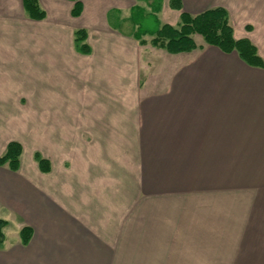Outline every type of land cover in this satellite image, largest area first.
<instances>
[{"label":"crops","instance_id":"crops-1","mask_svg":"<svg viewBox=\"0 0 264 264\" xmlns=\"http://www.w3.org/2000/svg\"><path fill=\"white\" fill-rule=\"evenodd\" d=\"M128 1L82 0V14L73 17V2L39 0L46 18L34 21L27 17L23 0H0V117L20 115L29 101H39L37 109L44 100L48 109L46 115L52 117L48 124L49 141L61 140L70 151L78 149L75 147L77 143L81 148L75 163L65 161L66 170L60 173L63 177L54 179L48 186L40 185L42 173L39 166L38 171L30 174L33 180L27 178L29 167L25 166L21 140H9L0 150L1 157L11 141H18L23 146L21 167L17 172L8 166L0 167V176L7 179L0 183V203L7 202L12 207L15 204L18 212H26V220L30 221L26 225L33 230L30 243L24 246L19 238L10 245L15 248L9 258H1L0 264H37V260L44 257L51 260L50 264H57L52 257L55 250L62 253L64 261L86 259L92 244H95L92 251L102 250L104 242L101 238L104 237L89 236L87 221L78 215L86 205L96 213H102L107 200L114 205L113 208L119 207L120 210V183L124 181L121 171L123 174L127 171L132 181H141L138 191L133 182V188H123L133 191L128 197L127 209L134 215L137 210L144 212L143 215L139 212V216L145 233L148 226L154 224L153 212L166 214V219L170 215L184 217L186 213H195L198 223L199 220L222 219L224 223L227 220L229 226L232 212L245 213L246 240L235 260H238L237 264H264V69L247 65L236 52L227 54L207 44L192 52L169 53L170 58L181 62L176 67H180V73L170 89L148 92L138 101L136 99L137 106H128L121 114L115 113L118 108H103L101 102L111 101L118 95L108 86L118 81L119 62L110 60L107 54L90 59L94 56L90 31L102 35L103 44L108 42L104 39L107 34L117 42L131 37L136 39L138 26L133 21V13L137 10H141L144 16L155 15L161 27L166 24L176 26L177 21H181L182 12L196 16L222 7L228 12L235 37L249 40L264 60V42L251 38L250 34L256 26L246 23L248 26L244 24L243 31L247 33L237 32L229 0H181L182 11L172 9L170 0H160L157 11L148 4L150 12L139 4L143 1L149 3L146 0H133L131 6ZM232 3L245 4L244 14L254 9L257 11V5L264 12V0H235ZM166 9L170 13H166ZM168 14L171 17L177 14L176 21H166ZM74 19H80V25ZM56 20H63L68 29H74L72 47L59 45L61 54L57 53L55 43L56 27L42 33L44 43L41 44V31L37 26ZM80 29L87 32V43L92 50L90 55H83L74 47V33ZM88 82L91 85H87ZM99 83L107 86L96 88ZM41 90L47 93H41ZM82 100L88 101L85 107ZM56 101L60 107H56ZM77 101L80 106L77 103L72 107L71 104ZM114 115L116 119L110 118ZM121 115L126 117L120 120ZM2 131L0 129V133ZM105 133L110 137L113 134L116 139L124 136L127 140H115V144L108 145L109 155L104 157V147L97 141ZM137 147L139 155L134 154ZM121 149L125 153L128 149V156L123 155ZM41 155L51 163L50 173L42 176L55 175L53 160ZM131 158L137 159L133 165H130ZM125 159L127 164L123 162ZM104 176L105 179L109 177L108 187L100 183ZM16 178L23 183L21 187L17 186ZM21 191L28 192L26 198L23 199ZM56 191L62 192V199L54 193ZM46 194V199L41 196ZM65 196L69 199H64ZM42 200L47 203L48 215L43 214L42 218L46 219L40 222L34 218L39 215L37 207ZM55 204L60 210L53 208ZM57 212L63 216L59 223L55 219ZM212 213H216L215 217L210 216ZM181 221L178 223L170 218L168 225L164 224L165 229L170 235L190 234L185 228L180 230L184 224ZM207 234L203 230L200 235ZM170 243L192 244L193 251H202V245L209 244L201 239L198 242L194 239L161 241L155 249L166 260H169L166 252L170 250ZM3 247L7 248V239Z\"/></svg>","mask_w":264,"mask_h":264},{"label":"rangeland","instance_id":"rangeland-1","mask_svg":"<svg viewBox=\"0 0 264 264\" xmlns=\"http://www.w3.org/2000/svg\"><path fill=\"white\" fill-rule=\"evenodd\" d=\"M132 1L133 0L128 1L129 6L133 4ZM146 1L149 3L143 1L142 3L139 4L144 6L146 11L148 12L151 11L150 8L153 11H155L156 9L154 10V8L159 7L161 4V2L159 4L160 0H146ZM229 1L231 2L230 5L232 6V8H230V10L232 9L231 14L234 15L233 16L234 18H236L233 19L234 21L232 22H234L237 32H242L243 34H246L247 31L245 32L243 31L245 30L244 24L247 26L248 24L249 25L253 24L256 26V28L251 29L253 30V32L250 31L251 38L253 39L257 38L259 41L263 43L264 42V12L262 13V11L259 9L260 5H257L258 7L257 11L254 9L250 13L244 14V10H245L244 7L246 6L245 4L232 3V1L235 0H229ZM217 8H222V7H217ZM166 13H170V11L167 10ZM172 15L173 17H171V14H168V18H166V21L175 22L177 18V14H172ZM74 20L80 25V21H81L80 19H74ZM135 20L140 21L143 27L147 31L148 30L153 31L156 29L157 20L155 15L146 14L144 16L143 12L137 10L133 13V21ZM75 21L74 24H77ZM54 22L55 23L44 22L37 26L40 27V31H41L40 32L41 44L44 43L42 40V33H46L47 30L51 29L53 26L56 27L57 38L55 39V43L57 45V53L61 54V52H58L59 51L58 49H60L59 45L67 46V44H69L72 47L73 45L72 33L74 32V29L72 28L68 29V25L63 20H56ZM177 22H178L176 23L177 25L173 27L180 26L181 21H177ZM59 32H61V34H59ZM110 35L111 34H107V37L104 36V39H106V41L108 40V42L106 44H103L102 43L103 36L102 35L100 36L99 33L95 32L94 30L90 31V45L94 48V56L90 59H99V57H103L104 54H107L110 60L112 59L118 61L120 65V69H119L120 74L118 76V81L108 86L112 92L114 93L115 91L118 92V95H115L113 97V100L111 101L110 100L101 101L103 102V108H105V106L110 108L113 107L118 108V110H116L115 113L122 114L126 112L128 106L130 107H133V105L137 106L138 99L144 97V95L147 94L148 92L161 91V90L167 91L170 89L172 83L175 82L174 79H176V77H178V74L180 73L179 72L180 67L178 69H176V67L177 65H181V62L178 61L177 58H170L169 57L170 54L165 50H161L159 48L152 46L150 42L153 39V36H151L150 34L145 35L143 37V40L146 41V44L142 45L140 41L136 40L134 37L133 39L131 37L127 40H124L125 41L124 43V41L122 40H121L122 42H117L115 40H112ZM193 38L199 46L205 45L204 40L200 35L195 34L193 35ZM45 39H47L46 36ZM112 41L114 43H111ZM262 48H264V43L262 45ZM178 59L181 58L178 57ZM87 85H91V83L88 82ZM105 86L99 83V85L95 87L99 88ZM44 92L47 93L45 90H41V93ZM41 96H43V94ZM38 102L39 101L34 100L31 101V103H33L31 104L29 101L26 107H24L23 113H20L19 112L20 110H16L18 113H20V115L0 117V129L3 130L0 133V150H2L6 142L14 138L21 140L24 143L23 144L24 162H25V166L27 165L26 168L29 167L28 168L29 171L28 170L26 171L27 174H29V176H27L29 180H33V176L30 175L31 172L38 171L37 166L39 165L35 158V154L41 153L45 157L48 156L49 158H51L53 160V166H54L53 172H56V174L52 176L50 175L42 176L43 172H41L42 173L41 176L39 175L40 185L48 186L50 185L51 182H53L54 179H59L60 177H63V175L60 173H62L63 170H66L65 161L71 160L74 162L78 157L79 150H81V148L78 147V143H77L75 147H77L78 149H72V151H70L69 147L65 148L63 146V142H60L61 140L58 141L57 139L52 142L49 141L47 136V133H49L48 124H49V120L52 117L46 115V111L48 109H47V102L44 100H41L40 101L41 104L39 105V108L35 109L37 107L36 104ZM79 102L80 101H77L74 104L72 103L71 104L72 107H74L75 104L77 103L78 106H80ZM87 102L88 101L82 100L81 101L82 106L85 107ZM62 104H63V100H61V105ZM57 106L60 107V105L56 101V107ZM125 117H126L125 115H121L119 118L121 120L122 118L124 119ZM110 118L116 119V115ZM125 124L123 125L126 127ZM113 129H116V127L113 126ZM5 130H6V138H4L3 135L5 134ZM86 134L88 136L90 135V133H86ZM112 135L113 134H111L110 137V135H107V133H105L103 134V136L99 137L97 141V143L101 144L102 147H104V151L102 154L104 157L109 155L108 145L115 144V140H127V138H125L124 136L123 137L119 136V138L116 139V137ZM90 139L91 138H87V140ZM90 143L91 142H89L87 145L89 146ZM84 149L86 150L85 146ZM84 149L82 150L84 151ZM127 151L128 149H126V153H125L124 150L122 151L121 149V153L123 155L127 154L128 153ZM69 152H71V154ZM130 152L133 154L131 150ZM139 153H140V149L137 147V150L136 151L134 150V154L139 155ZM136 158L135 161L137 160ZM131 160L132 158L130 159V165L131 163L133 165L134 160H132V162ZM123 162H126L127 164L128 160L125 159L123 160ZM111 174L112 172L110 173V175ZM121 177H123L121 179H124V181L121 180L120 183L121 184L120 187L122 189H124L123 186H125V188L127 189L133 188L132 182L135 184V189L137 191L140 189L141 181L138 179L132 181L131 178H128L127 171H125L124 174L121 171ZM17 178H16L17 186L21 187L23 183L21 184L20 180H17ZM103 178L100 180V183L101 185L105 184V186H107L108 185L107 183L109 182L108 181L109 177H106L107 179H105L104 176ZM3 181H7V179L4 178L3 176H0V183H3ZM122 189L120 191V196H121L120 210L119 207H117V209L113 208L114 205H111L110 200L108 201L105 198L107 201H105L104 203L105 210L102 213L99 212L96 213L95 211L91 210V206L88 205L87 207L86 205L82 207V209H80L81 214L78 215V217H81L83 219L85 218V220L87 221L86 224H87V231L89 232V236H94V237L97 236L98 238L100 236L104 237L101 238L103 239L104 242L102 250L98 249L96 251H92V247L95 244L89 245V250H88L89 252L87 254V258L86 259L81 258L77 261L76 259L73 261H69L68 259H65L64 261L61 258L62 253L56 252V250L55 251L52 250L54 251L52 257L55 258L57 264H237L238 260L237 259L235 260V258L238 256L240 249H242L241 248L243 246L242 242L246 240L245 229H244L245 213L232 212L231 213L232 220L229 226L227 220L224 223L222 219L220 220L211 219L210 221L207 222H205L204 220H199L198 223L197 216H195V213H186L187 215L185 214L184 217H176L175 215H170V217L166 219V214L160 212L157 213L153 212L151 213V216L153 215L152 222H154V224L153 226H148V232L145 233V226L142 224V220H140L142 217L139 216L140 213L143 215L144 212L137 210L138 212H136V215H134L133 213H131L129 209H127L128 197L131 196L133 191H127L125 189L123 191ZM20 193L22 194L23 199L26 198L25 196H27L28 194L27 191H21ZM54 193L56 195L58 194V196L61 199L64 196L62 192L59 191H56ZM41 196H43V198L45 199L47 198V194L45 195V197L44 195ZM64 199L68 200L69 198L65 196ZM64 203L65 202H63L62 205H65ZM53 208L59 209L58 205L56 204L55 207L53 206ZM18 209L19 208L16 207L15 204H13L12 207V205H9L7 202L0 203V219H4L8 222V226L4 230L5 240L7 239V248L6 249H4V247L0 248V260L1 258L2 260L3 258H7V257L9 258V256L13 251L12 249L15 248V247H11L10 245H12L17 240H19L21 230L25 226H27L26 224L28 222H30L28 219L26 220V216H25L26 212L24 213L23 210L21 212H18L19 211ZM37 211H39V215L37 216L35 213V217L37 216V218L34 219L42 222L43 219H46L45 217L42 218L43 214L45 215L46 213H48L46 201L42 200L40 202V205L37 207ZM59 213L62 215L63 211H59ZM131 214H133L132 217ZM215 214L216 213H212L210 214V216L215 217ZM47 215L48 214H46L45 216L47 217ZM56 215H57L55 217L56 222L59 223L60 219H62L63 216L60 217L58 212L56 213ZM170 218L176 219L178 223L179 221H181V219H183L184 224L183 226H180L181 227L180 230L181 229L184 230L185 228V230L188 231V233L190 234H185L181 236H176L174 234L170 235L167 232L168 230L165 229L164 226L165 222L167 223ZM100 220L103 222L102 224L100 223L101 222ZM129 222H131V227H128ZM135 224L137 227L135 226ZM161 225L163 226L161 227ZM203 230L207 231L208 234L206 236L200 235ZM46 235L47 234L45 233V236ZM144 238H146L145 244H143ZM176 239H182L185 241L188 240L191 241L192 239H194L197 242L199 239H201L204 241H208L209 244L202 245L203 247L201 248L202 251H193L192 244H190L191 245L190 246L188 245V243H182V244L170 243L171 244L169 245L170 250L166 252L169 260H166L167 258H163V254L160 255V253L156 251L155 248L157 247L156 245L159 242L161 241L165 242ZM250 246L251 245H249V247ZM195 248H197V246H195ZM175 251H177L178 253H169ZM182 255L184 256L181 259ZM50 263L51 260H49L46 257L40 259V261L37 260V264H50Z\"/></svg>","mask_w":264,"mask_h":264},{"label":"trees","instance_id":"trees-1","mask_svg":"<svg viewBox=\"0 0 264 264\" xmlns=\"http://www.w3.org/2000/svg\"><path fill=\"white\" fill-rule=\"evenodd\" d=\"M69 1L74 3L72 16L79 17L83 11L82 0ZM23 6L29 19L42 21L46 18V12L40 5L39 0H23ZM170 6L174 10H183L181 0H170ZM154 9L157 11L159 7ZM134 23L138 26L135 37L142 45L146 44L143 37L150 34L153 36L150 42L152 46L165 50L170 54L187 53L201 48L193 38V35L197 34L202 37L205 44L217 47L227 54L236 52L247 65L264 69V60L258 54L257 48L249 40L235 37L228 12L224 8L210 9L196 16L182 12L179 27L171 25L160 27L157 23L155 30L147 31L140 21L135 20ZM87 39L88 35L84 29L77 30L74 33V47L77 52L83 55H90L92 52ZM22 154V144L18 141H11L8 143L5 153L0 157V167L8 166L11 171L17 172L21 167ZM35 158L41 172L48 173L51 171L49 160L43 158L40 153H36ZM7 226L8 222L0 219V248L3 247L5 242L4 230ZM32 237V228L25 226L20 232L21 243L27 246Z\"/></svg>","mask_w":264,"mask_h":264}]
</instances>
